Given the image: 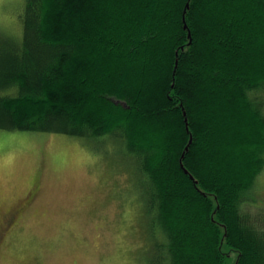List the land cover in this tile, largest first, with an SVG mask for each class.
I'll use <instances>...</instances> for the list:
<instances>
[{
	"label": "trees",
	"instance_id": "16d2710c",
	"mask_svg": "<svg viewBox=\"0 0 264 264\" xmlns=\"http://www.w3.org/2000/svg\"><path fill=\"white\" fill-rule=\"evenodd\" d=\"M16 7L0 130L82 138L129 171L147 264H264V207L241 210L264 170V0Z\"/></svg>",
	"mask_w": 264,
	"mask_h": 264
},
{
	"label": "rangeland",
	"instance_id": "374dc122",
	"mask_svg": "<svg viewBox=\"0 0 264 264\" xmlns=\"http://www.w3.org/2000/svg\"><path fill=\"white\" fill-rule=\"evenodd\" d=\"M16 3L0 0V39L13 40ZM108 157L82 138L0 130V264H147L139 188ZM255 192L242 212L261 213L264 170Z\"/></svg>",
	"mask_w": 264,
	"mask_h": 264
},
{
	"label": "water",
	"instance_id": "95a60500",
	"mask_svg": "<svg viewBox=\"0 0 264 264\" xmlns=\"http://www.w3.org/2000/svg\"><path fill=\"white\" fill-rule=\"evenodd\" d=\"M187 6H188V5H186V8H187ZM182 19H183V28L186 29V24H185V22H184V17H183ZM188 37L190 38V34H189V33H188ZM185 121H186V119H185ZM185 127L187 128V124H186ZM190 142H191V139L189 140V143H188V144H190ZM185 150H187V147L185 148ZM184 173L187 174V171L184 170ZM190 178L192 179L191 176H190Z\"/></svg>",
	"mask_w": 264,
	"mask_h": 264
},
{
	"label": "flooded vegetation",
	"instance_id": "af4514ba",
	"mask_svg": "<svg viewBox=\"0 0 264 264\" xmlns=\"http://www.w3.org/2000/svg\"><path fill=\"white\" fill-rule=\"evenodd\" d=\"M13 214L14 213H10V210H8L7 212H6V215L5 216H8L9 218H11L12 216H13ZM3 216H1V218H2ZM8 217H4V218H8ZM0 225H1V221H0Z\"/></svg>",
	"mask_w": 264,
	"mask_h": 264
}]
</instances>
